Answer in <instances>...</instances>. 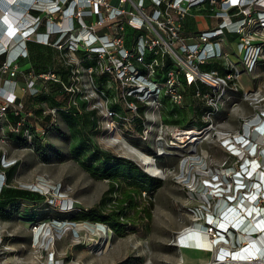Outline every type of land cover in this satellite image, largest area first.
<instances>
[{
    "label": "built area",
    "instance_id": "2783aa9c",
    "mask_svg": "<svg viewBox=\"0 0 264 264\" xmlns=\"http://www.w3.org/2000/svg\"><path fill=\"white\" fill-rule=\"evenodd\" d=\"M230 37L238 39V62L231 59ZM33 46L47 59L40 71L30 64ZM263 54L264 0H0V196L13 187L6 171L21 165L24 151L35 153L37 140L45 142L59 126L60 113H91L95 131L104 134L100 143L117 156L125 157L123 150L137 155L149 175L171 179L185 192L189 224L177 233L174 245L181 248L178 242L187 230L191 235L201 230L213 244L211 263L205 264H234L230 254L250 247L242 237L257 241L264 232L249 231L252 223L241 224L250 223L252 213L264 219V94L243 85L240 92L236 82L254 72ZM229 93L254 107L236 131L220 130L216 122ZM42 95L52 96L54 106L40 101ZM190 97L202 100L205 124L200 128L194 126V115L183 116L197 108ZM208 139L226 153L223 162L201 150ZM132 140L150 145L153 152H142ZM168 157H177V164L159 167L157 162ZM31 191L61 193L56 185H50L49 193ZM55 210L72 214L82 208L62 192ZM77 224L84 226L80 235L71 229ZM99 224L55 217L38 221L32 233L46 228L38 264H84L68 262L55 246L49 250L52 239L46 237L54 233L57 243L69 232L81 237ZM32 241L35 246L34 233ZM193 248L205 250L198 243ZM7 250L0 237V257ZM253 260L264 264V256Z\"/></svg>",
    "mask_w": 264,
    "mask_h": 264
},
{
    "label": "rangeland",
    "instance_id": "374dc122",
    "mask_svg": "<svg viewBox=\"0 0 264 264\" xmlns=\"http://www.w3.org/2000/svg\"><path fill=\"white\" fill-rule=\"evenodd\" d=\"M209 23L211 22L208 20ZM200 26L204 22L200 21ZM229 41L233 54L231 59L238 62L236 44L238 39L230 37ZM53 54V51H51ZM235 53V54H234ZM44 55L33 58V62L42 63ZM30 65L23 68L27 69ZM239 91L245 90L264 94V54L259 60L254 72L243 73L241 82L236 81ZM233 85L232 81H229ZM206 92L205 87H201ZM190 90H192L190 88ZM222 111L216 118L220 124V130L236 131L241 126V118L253 114V104L244 100L240 94L229 93ZM31 98H27L26 102ZM37 100V98H35ZM197 108L184 113V118L188 119L194 115L196 122L194 126L201 127L205 124L203 113L199 105L202 100L189 98ZM139 113L142 107L138 103ZM172 107V106H171ZM122 109L119 108V111ZM184 123H186L184 121ZM76 127L73 128L75 130ZM92 131V130H91ZM88 132L93 143L103 152L117 156L111 147H105L99 142L103 133L95 131ZM47 153L46 158L40 157L36 153L24 151L22 162L15 184L20 189L30 190L32 184L39 179H45L56 185L61 192L72 199L76 208L91 209L98 207L100 201L108 189V181L92 178L70 155V145L75 143L71 140L70 132L65 124H59L58 129L49 132L46 136ZM131 145L144 153L150 154L153 149L150 145L132 140ZM119 148V147H118ZM130 150H135L134 148ZM201 150L210 154L216 163L223 162L227 156L220 145L213 139L205 140L201 144ZM137 151V150H135ZM124 156H118L133 161L146 172L144 162L140 161L135 154L123 150ZM143 158L144 155L139 153ZM178 158H161L157 164L159 167H170L176 165ZM150 169H154V164L147 162ZM147 173V172H146ZM30 187V188H29ZM51 195H43L38 198L34 195L28 200L16 201L12 204L13 209L8 215L0 216V237H2L7 251L0 257L4 264H30L35 248L33 246L32 227L40 220L47 217H54L55 208L58 206L59 198L53 192ZM54 195V196H52ZM153 218L150 222L138 221L136 228L124 235L114 233L105 234L97 229L83 231L81 237H72L71 232L57 241L55 248L58 253L66 258L68 262L80 261L84 264H186L182 261V252L174 245L177 233L189 224V214L187 210L188 200L185 192L177 186L171 179L163 180V185L154 194ZM52 203V204H50ZM108 206L103 207L104 212H108ZM74 238V239H73ZM80 241V242H79ZM190 257H198L199 254L182 250ZM188 251V252H187ZM35 256V255H34ZM205 261H210V257H203Z\"/></svg>",
    "mask_w": 264,
    "mask_h": 264
},
{
    "label": "trees",
    "instance_id": "16d2710c",
    "mask_svg": "<svg viewBox=\"0 0 264 264\" xmlns=\"http://www.w3.org/2000/svg\"><path fill=\"white\" fill-rule=\"evenodd\" d=\"M38 49H32L33 58L38 54L43 57V52ZM46 61L47 59L44 58L42 63L37 62L33 67L40 71L45 67ZM39 100L47 101L49 106H54L55 103L52 96L42 95ZM60 117L70 127L71 140L75 139V143L70 145L71 158L92 178L107 180L108 189L98 207L82 209L72 214L56 212L53 216L57 219L102 223L107 225L114 234L120 236L132 232L138 221L150 222L153 218L154 194L162 187L163 180L144 172L133 161L101 151L88 135L91 130L92 133L95 132L96 119H91L92 114L79 117L62 112ZM74 127H76L75 130H73ZM34 148L36 154L46 158L45 142L37 140ZM19 165L18 163L6 171L8 183L11 184L14 181ZM143 193H146V197H143ZM34 195L38 198L43 197L38 192L17 187L4 189L0 196V216L6 217L16 201H30ZM105 205L109 209L107 213L103 211Z\"/></svg>",
    "mask_w": 264,
    "mask_h": 264
},
{
    "label": "bare ground",
    "instance_id": "6f19581e",
    "mask_svg": "<svg viewBox=\"0 0 264 264\" xmlns=\"http://www.w3.org/2000/svg\"><path fill=\"white\" fill-rule=\"evenodd\" d=\"M257 99L260 100V97H257ZM256 121L257 120H253L252 123H248L247 124V130H250L251 124H253ZM144 161H146V163L148 162V157L146 155H144ZM253 171L255 172V174L258 177L261 175V169H259L257 167H256V169L253 168ZM50 185H51V182L48 181V180H43V182L36 181L35 183L32 184L31 189L37 190V191H41L43 193H49ZM61 191L62 190H60V192ZM56 196H58V198L61 199L62 192L60 194L56 193ZM246 203H247V205H249V201H247ZM247 210H249L248 207L244 206V211H247ZM257 215H259V213H257ZM253 216H255V213H252L251 220H249L250 223L247 222V221L241 223L242 224V228H246V227H248L249 224L252 223V226L249 228V231H255L258 228H261V230H264V219L262 218V216H261V219L259 221H258V218H254ZM229 217L232 218V215H229ZM232 220L234 221L235 218H233ZM254 222H257V223H254ZM83 228H84V226H82L81 224H77L75 227H72L71 229H73L76 233H78V235H80L79 231L82 230ZM45 229L46 228H43V230L41 231L40 227H36L34 229V231H33L37 244L34 246L35 249H36V252H35V256L32 259V261L30 262V264H38V262L40 261L39 260L40 252L38 250H39V245H41V242L43 241V238L46 236V230ZM93 229H97L98 231H101V232H103L105 234L112 233L111 231H109L107 226H104L102 224H99L98 226H95V228H93ZM188 231H191V230H187L186 232H184L182 234V235H185V236H183V237L181 236L180 237V240L178 242L179 245H181L180 250L181 251L182 250H191V251L205 253V254H208L209 257L211 258L212 257V253L210 251L213 248V244L210 243L207 239L202 238V235H201V232H200L201 230L200 231H196L195 230L194 233L192 232V235L190 233H188ZM73 237L74 238H79V236L78 237L73 236ZM48 238H51L52 241L47 245V247H48L49 250H54V246L56 244V239L57 238L54 235V233H52V234H50V236L46 237V239H48ZM242 239H244V241H246L247 244H250V247L247 250H243V252L239 251L238 253H235V255H233V256H232V253H231L230 254L231 258L229 260L233 261L234 264H250V263L258 264L257 261H255V260L250 261V262H249V260H252L253 257H256V258H260L261 257V258H263V256H264V232L259 237V239L257 241L252 240V238H248V239L244 238V236L242 237ZM196 243L200 244V246H203L205 250L201 251V250H197V249L193 248L196 245ZM184 245H189V247L184 246ZM45 246L46 245H44L43 247H45ZM226 248H229V247H226ZM181 258H182L183 263L184 262H188V263H191V264H193L196 261L203 260L201 257H190L189 255H186L184 252L182 253V257ZM210 261H211V259H210ZM210 261H206V262H204L202 264L209 263ZM223 263H225V262H221V264H223ZM2 264H4V263H2ZM59 264H62V263H59Z\"/></svg>",
    "mask_w": 264,
    "mask_h": 264
},
{
    "label": "crops",
    "instance_id": "0c3cea01",
    "mask_svg": "<svg viewBox=\"0 0 264 264\" xmlns=\"http://www.w3.org/2000/svg\"><path fill=\"white\" fill-rule=\"evenodd\" d=\"M36 48H39L38 50H41V48L40 47H36V46H33L32 47V49H36ZM33 51H32V57H31V66H34L35 64H36V62L34 63L33 61ZM28 102V104H29V106H31L32 104H33V101H31V99H30V101L28 100L27 101ZM38 113H39V111H38ZM91 114V113H90ZM59 124L61 125V124H65L67 127H68V129H69V132L71 131L70 130V127L67 125V123L60 117V119H59ZM1 151H0V156H1ZM9 154H11L12 156H17L18 155V153L16 152V151H14V150H12V149H9ZM20 168V167H19ZM19 168H18V171H17V173H16V175H15V178H14V181L11 183V185L13 186V187H17L15 184L17 183V176H18V173H19ZM17 188H19V187H17ZM179 251H180V254H181V252L183 253V251H181L180 249H178ZM188 252V251H187ZM190 252H194V253H197V254H199V256L198 257H201L202 259H203V257H205V256H208L209 257V255L208 254H205V253H201V252H196V251H191L190 250ZM182 256V255H181ZM204 262H206L204 259L203 260H200V261H196V262H194L193 264H202V263H204ZM184 263H186V264H191V263H188V262H184Z\"/></svg>",
    "mask_w": 264,
    "mask_h": 264
}]
</instances>
